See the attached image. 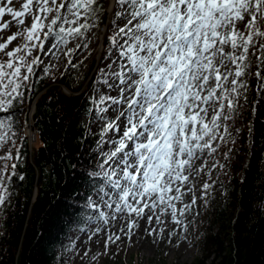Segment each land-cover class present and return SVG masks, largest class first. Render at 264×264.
I'll list each match as a JSON object with an SVG mask.
<instances>
[{"label":"snow or ice","instance_id":"6c2138e0","mask_svg":"<svg viewBox=\"0 0 264 264\" xmlns=\"http://www.w3.org/2000/svg\"><path fill=\"white\" fill-rule=\"evenodd\" d=\"M105 2L0 0V113H10L25 91L33 90V77L41 78L37 68L55 79L56 65L45 56L58 60L63 46L65 68L77 66L73 58L88 45L67 46L98 27L100 14L109 11ZM110 9L107 53L114 59L105 66L110 71L99 70L109 91L101 94L94 86L90 98L93 122H100L97 170L89 173L98 181V199L86 198L98 213L88 239L104 233L103 254L122 239L111 231L116 221L129 240L140 221L160 225L145 232L163 239L167 217L186 233L181 217L187 218L198 199L207 203L212 187L204 182L202 195H195L205 157L222 144H236L230 129L241 109L252 103L255 114L264 105V0H113ZM253 78L259 99L250 102ZM11 121V114L0 116V207L9 201L16 161L22 158ZM246 127L252 136L254 124ZM232 153L229 148L224 158ZM217 166L226 167L215 161L212 167ZM188 194L192 199L185 203Z\"/></svg>","mask_w":264,"mask_h":264},{"label":"trees","instance_id":"16d2710c","mask_svg":"<svg viewBox=\"0 0 264 264\" xmlns=\"http://www.w3.org/2000/svg\"><path fill=\"white\" fill-rule=\"evenodd\" d=\"M103 14L99 24L105 22ZM106 36L102 61L109 55ZM98 65L92 59L89 74L82 78L71 67L51 69L55 79L44 77L41 69V78L33 79L34 88L25 91L23 102L10 113H0L11 114L13 139L22 157L16 161L9 201L0 209V264H62L66 240L92 210L86 198L96 197L98 181L89 173L97 170L100 122H93L96 113L90 98L96 95L94 86L100 93L104 87L94 77ZM255 97L256 91L248 100ZM34 102L32 121L39 146L29 152L22 131L26 109ZM241 113L238 122L251 121L256 129L240 141L249 146L244 149L249 160L227 184L216 179L207 203L202 199L196 205L208 226L204 224L196 240L201 257L191 264H264V105L251 114L249 103Z\"/></svg>","mask_w":264,"mask_h":264},{"label":"rangeland","instance_id":"374dc122","mask_svg":"<svg viewBox=\"0 0 264 264\" xmlns=\"http://www.w3.org/2000/svg\"><path fill=\"white\" fill-rule=\"evenodd\" d=\"M109 2L104 8L108 9ZM109 12V11H108ZM106 12V14L108 13ZM7 19V17H6ZM98 24V21L96 22ZM109 22H107V25ZM97 27L91 29L86 35V37L80 40H71L67 47H75L77 43L87 44L88 47H81L78 50V56L73 58V63L79 67L78 76L85 77L89 74L90 71V61L98 60L100 61L101 55V43L102 42V34L105 32V27L97 31ZM16 29L13 28V31ZM10 34V33H8ZM16 42L14 41L13 44ZM66 49L62 46L61 51L57 52L56 55L59 56V59H55L51 54L49 56H45L44 59L46 61H50V64H59L63 63V66L67 64V57H65L62 53ZM79 61H83V63H79ZM71 66V65H69ZM68 66V67H69ZM72 67V66H71ZM255 71V68H253ZM255 79L250 80V88L248 92V97L251 96L253 92H255ZM107 88L105 92H108ZM67 94L66 92H64ZM112 95H116L115 91H112ZM69 95V94H67ZM259 98V97H258ZM257 99V98H256ZM32 104L26 109L28 116L29 125L32 124L30 118L32 117ZM111 114V113H110ZM249 121H239L236 119L235 123L232 124L231 131L233 137L236 136V144L233 145V153L230 159H225L223 153L228 151V145H221L220 149L213 156L205 157L207 160V168H205L204 172L200 177L196 180V192L195 195L200 197L201 186L204 182H208L209 184H213V182L218 179L222 181L224 184L230 182L235 174L239 175V168L243 165L247 164L249 160V154L244 152V149H249L248 145H241V138H247L248 129L247 124ZM32 128V127H31ZM30 129V128H29ZM240 131L237 132L236 130ZM31 137H28L30 136ZM25 138L28 140V150L31 152L34 148L39 146L38 138H36V134L33 130H25ZM250 150V149H249ZM0 155H3V152L0 151ZM215 161H218L219 164L226 165L224 169H221L219 166L213 168L212 165ZM202 161H197L196 164L199 166ZM211 169V173L209 175L208 170ZM192 199V195L188 194L184 197L185 203L190 202ZM202 203V199H198L196 204L192 207L190 213L187 214V218L181 217L182 220L187 224L188 230L187 232H183L179 225L171 222V218L167 217L168 223L165 225L166 231L163 234V239L159 236H148L145 232L146 227H155L159 228L160 225L153 223L152 225H148L146 221H140L139 229H134V235L131 240L127 237L123 236L122 233H119L120 221L115 222V227L111 228L112 232H117L121 235L122 239L118 241L116 244H111L105 253V239L107 238L104 233L93 237L91 241H89L88 236L92 231L97 227V222L92 223L85 233H82L77 239L76 247L68 253V251L64 255L62 264H191L195 258L201 257V251L196 242L197 238L200 236L201 232L204 230L205 219H203L200 214V209L196 207ZM180 207V205H178ZM105 211H107L105 209ZM208 224H205L207 227ZM175 230V234L169 237V232ZM186 237V239H185ZM155 240V243L153 242ZM179 245V246H177ZM90 249L88 251V255L84 256L85 250ZM97 257L95 260L92 257ZM83 257V259H81ZM109 262V263H108Z\"/></svg>","mask_w":264,"mask_h":264},{"label":"bare ground","instance_id":"6f19581e","mask_svg":"<svg viewBox=\"0 0 264 264\" xmlns=\"http://www.w3.org/2000/svg\"><path fill=\"white\" fill-rule=\"evenodd\" d=\"M113 1V0H112ZM28 137H31V134H30V136H28Z\"/></svg>","mask_w":264,"mask_h":264}]
</instances>
